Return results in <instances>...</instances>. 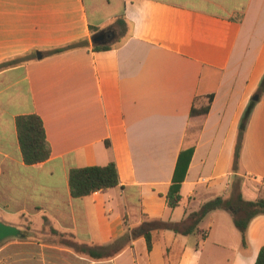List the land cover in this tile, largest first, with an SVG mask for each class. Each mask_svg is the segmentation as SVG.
<instances>
[{
  "label": "crops",
  "instance_id": "crops-1",
  "mask_svg": "<svg viewBox=\"0 0 264 264\" xmlns=\"http://www.w3.org/2000/svg\"><path fill=\"white\" fill-rule=\"evenodd\" d=\"M107 31L113 37L100 45L113 46L94 51L93 36ZM82 40L88 45L48 54ZM11 60L0 67V220L25 233L0 241V264H252L264 214L250 221L245 246L223 209L199 233L153 230L150 250L144 232L150 220L178 222L228 198L236 177L246 200L264 197V92L245 124L240 169L232 168L264 78V0H0V64ZM210 94L208 113L192 116ZM26 114L41 117L51 146L49 159L32 165L16 129ZM189 147L181 201L170 208ZM111 161L118 186L71 196L72 168ZM128 228L129 243L105 260L41 239L107 246Z\"/></svg>",
  "mask_w": 264,
  "mask_h": 264
},
{
  "label": "trees",
  "instance_id": "trees-1",
  "mask_svg": "<svg viewBox=\"0 0 264 264\" xmlns=\"http://www.w3.org/2000/svg\"><path fill=\"white\" fill-rule=\"evenodd\" d=\"M88 45L87 40H82L63 47H57L49 50L48 54L54 55L66 52L68 50L84 47ZM113 45L94 44L92 49L94 51L107 50ZM16 60L6 61L0 64V67L10 66ZM264 92V78L258 88L259 97ZM208 104L200 109L192 107L191 115L206 114L209 111V104L213 99V94L207 95ZM255 101H251L239 127L238 134L235 141L233 151L232 168L234 171L240 169L241 148L246 127V121L252 106ZM16 129L18 133V140L26 164L32 165L44 162L49 159L51 155V146L46 136V130L41 117L37 114L20 115L16 118ZM193 154V147L183 149L178 157L175 171L172 177V184L166 195L167 204L170 208L178 206L181 201L180 188L185 178L188 166L190 164ZM120 183L119 173L114 161L106 165H93L79 168H72L69 171V186L71 196L74 198L84 197L96 191H105L109 188H114ZM241 179L236 177L230 196L223 198L221 196L215 197L204 202L199 209L190 212L184 219L178 222H164L161 220H150L144 236L147 241L148 249L152 245V231L155 229H170L175 233L187 235L192 233H199L201 229L200 223L212 211L217 209L227 210L233 217V222L236 228L242 234V242L246 244V230L250 221L260 215L264 214V197L255 200H246L240 190ZM25 233L22 231V234ZM22 235L18 236L21 237ZM131 237L130 228L127 229L121 237L107 246H90V245H74L75 250L79 253L85 254L92 260H105L111 258L114 254L120 252L126 246ZM255 264H264V247L258 253V259Z\"/></svg>",
  "mask_w": 264,
  "mask_h": 264
},
{
  "label": "water",
  "instance_id": "water-1",
  "mask_svg": "<svg viewBox=\"0 0 264 264\" xmlns=\"http://www.w3.org/2000/svg\"><path fill=\"white\" fill-rule=\"evenodd\" d=\"M104 37L103 33H99L93 36L92 41L94 43H102L98 40L102 39ZM38 57H41L40 53H37ZM258 94L253 95L252 100L257 101L258 100ZM22 235L21 229L14 225L6 224L3 221L0 220V241H4L8 238L12 237H18Z\"/></svg>",
  "mask_w": 264,
  "mask_h": 264
},
{
  "label": "rangeland",
  "instance_id": "rangeland-1",
  "mask_svg": "<svg viewBox=\"0 0 264 264\" xmlns=\"http://www.w3.org/2000/svg\"><path fill=\"white\" fill-rule=\"evenodd\" d=\"M116 31H117V33H120V31H119V28L118 29H116ZM116 41H112V43H115ZM100 44V43H99ZM218 210V209H217ZM231 214V213H230ZM233 218V217H232ZM21 226H22V228L24 229V230H27V228L29 227V224H28V222L27 221H22V224H21ZM44 235H45V233H44ZM41 239H47V240H52L53 242H57V243H59V244H63V242H64V244H67V245H70V246H73V248H75L76 246H74V242L72 241V240H69V239H64V238H61V237H58V240H56L57 238H47L46 236H43V237H41Z\"/></svg>",
  "mask_w": 264,
  "mask_h": 264
},
{
  "label": "flooded vegetation",
  "instance_id": "flooded-vegetation-1",
  "mask_svg": "<svg viewBox=\"0 0 264 264\" xmlns=\"http://www.w3.org/2000/svg\"><path fill=\"white\" fill-rule=\"evenodd\" d=\"M104 37L99 42L110 40L113 37V33L111 31L104 32Z\"/></svg>",
  "mask_w": 264,
  "mask_h": 264
},
{
  "label": "clouds",
  "instance_id": "clouds-1",
  "mask_svg": "<svg viewBox=\"0 0 264 264\" xmlns=\"http://www.w3.org/2000/svg\"><path fill=\"white\" fill-rule=\"evenodd\" d=\"M258 259V253L256 254L255 259H253L252 264H255V260Z\"/></svg>",
  "mask_w": 264,
  "mask_h": 264
}]
</instances>
